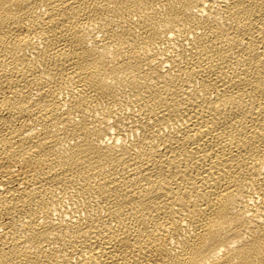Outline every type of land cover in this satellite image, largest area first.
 Masks as SVG:
<instances>
[{
	"label": "bare ground",
	"instance_id": "obj_1",
	"mask_svg": "<svg viewBox=\"0 0 264 264\" xmlns=\"http://www.w3.org/2000/svg\"><path fill=\"white\" fill-rule=\"evenodd\" d=\"M0 264H264V0H0Z\"/></svg>",
	"mask_w": 264,
	"mask_h": 264
}]
</instances>
